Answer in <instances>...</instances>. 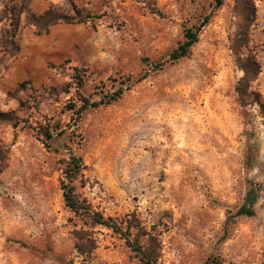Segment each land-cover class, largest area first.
I'll list each match as a JSON object with an SVG mask.
<instances>
[{"label":"rangeland","instance_id":"374dc122","mask_svg":"<svg viewBox=\"0 0 264 264\" xmlns=\"http://www.w3.org/2000/svg\"><path fill=\"white\" fill-rule=\"evenodd\" d=\"M234 1L172 62L212 0H0V264H82L77 230L95 241L89 264H143L120 234L66 207L71 151L83 162L79 196L141 243L156 236V264H264L263 198L254 216L228 220L248 180L264 181L262 118L253 106L247 123L235 92ZM255 6L243 54L262 65L251 86L264 103V0ZM50 7L91 19L38 34L35 20L45 23ZM120 88L118 100L76 121L71 105L82 96L93 104ZM56 124L45 145L39 131Z\"/></svg>","mask_w":264,"mask_h":264},{"label":"trees","instance_id":"16d2710c","mask_svg":"<svg viewBox=\"0 0 264 264\" xmlns=\"http://www.w3.org/2000/svg\"><path fill=\"white\" fill-rule=\"evenodd\" d=\"M225 0H212V11L205 15L199 24L187 26L183 31V40L178 46L173 49L170 54V61L176 62L182 58L191 55L192 47L199 41V34L202 28L210 21L212 14L221 8ZM256 6L255 0H235L233 7V22L232 28L228 34L229 48L235 58L237 66L243 71V75L237 80L235 85V92L241 107L246 111L247 123H251L249 108L257 106L258 115L262 118L261 123L264 125V103L260 100L258 92L252 89L251 84L258 78L262 65L253 55L243 54V49L246 48L251 41V28L256 22ZM40 20L45 19V23L39 24L40 21L35 20V27L38 34L48 33L51 26L57 23L76 24L89 21L91 16H70L56 11L54 8H48L42 15L39 16ZM124 92L120 88L116 93L105 95L104 98L98 102L89 103L87 98L81 97L82 104L78 109L72 110L74 115L77 116L76 121H79L83 112L93 106L110 104L118 100ZM17 122L13 123L16 127ZM77 125V124H75ZM39 133L43 136L45 145L52 139L54 133L57 131V124L49 128L48 126L42 127ZM248 138L253 137V131H248ZM250 162L254 156V145L248 147ZM83 168V162L80 156L74 152L69 153V158L63 168V178L61 180V189L63 199L66 207L75 215L82 216L88 219L93 225H101L112 229L113 232L120 234L136 253L139 260L143 264H156L159 256L160 243L156 236L151 233H146V240L141 243L140 237L136 235L132 237L131 228L129 224L126 227L119 225L112 217H106L99 211H95L91 205L87 204L76 191L75 181L79 178ZM264 201V181L254 179L248 180L247 191L242 204L236 211L228 216V220L234 217L246 216L252 217L256 214L255 206L260 198ZM75 248L82 257V264H89L93 258V250L96 248L95 241L91 235L84 230H77L75 232ZM208 264H221L215 258L210 260Z\"/></svg>","mask_w":264,"mask_h":264}]
</instances>
